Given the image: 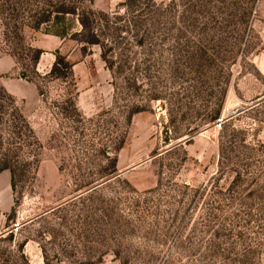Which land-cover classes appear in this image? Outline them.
<instances>
[{
	"label": "rangeland",
	"instance_id": "rangeland-1",
	"mask_svg": "<svg viewBox=\"0 0 264 264\" xmlns=\"http://www.w3.org/2000/svg\"><path fill=\"white\" fill-rule=\"evenodd\" d=\"M70 1L0 0V264H264V0Z\"/></svg>",
	"mask_w": 264,
	"mask_h": 264
},
{
	"label": "trees",
	"instance_id": "trees-1",
	"mask_svg": "<svg viewBox=\"0 0 264 264\" xmlns=\"http://www.w3.org/2000/svg\"><path fill=\"white\" fill-rule=\"evenodd\" d=\"M152 7H154L152 11H161L164 7H167V5H165L164 2H157L156 0H152ZM117 12L118 13H115L114 15L115 17H121L123 15L121 12ZM100 13L105 14V12L103 11L96 12L92 9H90V11L82 10L81 12L78 11V7L73 3V1L60 0L56 7H46L44 9L42 7V9L38 11L34 27L40 28V26L42 27V25H44V32L55 34L61 37L72 35L76 38H79L84 44H100L105 47L106 42L102 40L101 34L94 26V23H98L99 19L102 20V17H100ZM132 16L133 18L139 19V16H137V14H133ZM78 26L80 27L78 28ZM117 27H119L120 29H125L128 26L125 23H121L120 25H117ZM139 42H143V37L139 38ZM36 51V58L39 59L42 53V49L37 48ZM102 56L107 61V66L111 69L114 68L113 59H111V57L104 51L102 53ZM60 63H63L65 66H69L70 64L68 61H65L62 56L57 55V58L51 69V73L57 76H60L62 74L59 72ZM218 114L219 111L216 113L214 118H216ZM4 168L12 169V166L2 163L0 165V171Z\"/></svg>",
	"mask_w": 264,
	"mask_h": 264
},
{
	"label": "built area",
	"instance_id": "built-area-1",
	"mask_svg": "<svg viewBox=\"0 0 264 264\" xmlns=\"http://www.w3.org/2000/svg\"><path fill=\"white\" fill-rule=\"evenodd\" d=\"M222 120H223V118L220 117L219 120H218L220 124H221V121H222ZM19 226H20V222L17 221V222L14 223L13 228H14V229H19Z\"/></svg>",
	"mask_w": 264,
	"mask_h": 264
}]
</instances>
